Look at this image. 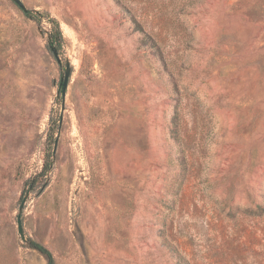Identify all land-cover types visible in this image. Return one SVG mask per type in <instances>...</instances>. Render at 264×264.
<instances>
[{"label":"rangeland","instance_id":"obj_1","mask_svg":"<svg viewBox=\"0 0 264 264\" xmlns=\"http://www.w3.org/2000/svg\"><path fill=\"white\" fill-rule=\"evenodd\" d=\"M21 2L0 0V264H264V0Z\"/></svg>","mask_w":264,"mask_h":264},{"label":"water","instance_id":"obj_2","mask_svg":"<svg viewBox=\"0 0 264 264\" xmlns=\"http://www.w3.org/2000/svg\"><path fill=\"white\" fill-rule=\"evenodd\" d=\"M13 3H15L20 9H22L23 11L26 10V8L24 7L23 3L21 2V0H11ZM51 51L53 53V56L56 58V61L61 64L62 61L58 55V52L57 50L51 46ZM70 74H71V66H70V62L68 60L65 61V70H64V74H63V77L61 78V81H60V89H61V94L62 96L64 97L65 95V92H66V89H67V85H68V81H69V78H70ZM60 122H61V119H60ZM58 142V137L56 138L55 140V146H54V150H53V154L55 153L56 151V144ZM52 167V165H50V168ZM33 183H34V179H32L27 187V191L25 192V195L24 197L22 198V201L20 203V206H19V211H22L23 208H24V205L27 201V199L29 198V194L32 190V187H33ZM47 183H44L42 185V187L40 188L39 192H38V195H40L42 193V191L44 190V188L46 187ZM17 225H18V233L19 235L21 236V239L22 240H25V236L23 234V230H22V225H21V222L20 220L18 219L17 221Z\"/></svg>","mask_w":264,"mask_h":264},{"label":"trees","instance_id":"obj_3","mask_svg":"<svg viewBox=\"0 0 264 264\" xmlns=\"http://www.w3.org/2000/svg\"><path fill=\"white\" fill-rule=\"evenodd\" d=\"M23 12L26 16H31L32 14V12L29 10H25ZM51 23L53 24V30L49 36V42L51 45L59 46L60 45L59 38L61 37L59 26L57 22L54 20H51ZM31 246L33 249H36L39 253L45 256V258L47 259V264H54L52 254L45 246L38 244V243H31Z\"/></svg>","mask_w":264,"mask_h":264}]
</instances>
